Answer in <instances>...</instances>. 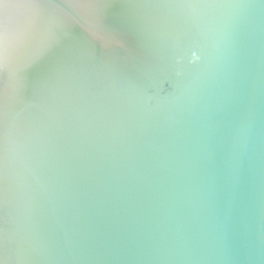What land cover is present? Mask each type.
<instances>
[{"label":"water","instance_id":"obj_1","mask_svg":"<svg viewBox=\"0 0 264 264\" xmlns=\"http://www.w3.org/2000/svg\"><path fill=\"white\" fill-rule=\"evenodd\" d=\"M0 19V264H264V0Z\"/></svg>","mask_w":264,"mask_h":264},{"label":"snow or ice","instance_id":"obj_2","mask_svg":"<svg viewBox=\"0 0 264 264\" xmlns=\"http://www.w3.org/2000/svg\"><path fill=\"white\" fill-rule=\"evenodd\" d=\"M0 27H3V21L0 19Z\"/></svg>","mask_w":264,"mask_h":264}]
</instances>
